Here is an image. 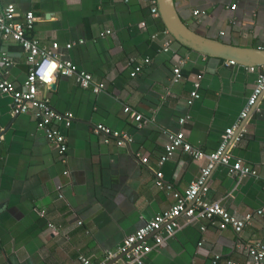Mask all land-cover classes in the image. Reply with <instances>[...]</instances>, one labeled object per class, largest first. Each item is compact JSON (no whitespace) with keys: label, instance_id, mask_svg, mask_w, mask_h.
Instances as JSON below:
<instances>
[{"label":"crops","instance_id":"obj_1","mask_svg":"<svg viewBox=\"0 0 264 264\" xmlns=\"http://www.w3.org/2000/svg\"><path fill=\"white\" fill-rule=\"evenodd\" d=\"M7 2L16 6L20 22L34 14L32 38L46 46L59 43L63 58L106 89L94 94L60 75L54 89H40V98L74 117L71 127L61 126L68 140L65 159L38 128L34 111L13 116L11 96L0 92V264H81V256L100 262L172 208L174 194H184L207 165L183 149L161 165L169 134L186 131L194 150L216 152L264 68L229 65L182 46L166 33L159 11L153 14L158 0ZM175 2L184 22L203 35L264 48V0ZM168 40L173 43L165 51ZM6 47L13 60L6 78L22 89L29 71L26 54L12 42ZM179 61L184 79L175 84ZM137 66L142 70L132 77ZM198 75L200 98L189 104ZM133 113L143 119L137 122ZM99 125L127 133L133 142L106 144L96 132ZM243 128L241 141H235L236 131L227 150L257 176L240 178L219 164L205 199L221 202L237 217L252 214V221L241 234L209 221L183 224L145 264H213L216 257L218 264L251 263L248 246L264 244V214H257L264 208V92Z\"/></svg>","mask_w":264,"mask_h":264},{"label":"built area","instance_id":"obj_2","mask_svg":"<svg viewBox=\"0 0 264 264\" xmlns=\"http://www.w3.org/2000/svg\"><path fill=\"white\" fill-rule=\"evenodd\" d=\"M152 12L158 15L156 6ZM195 14L199 15V13ZM35 22L36 18L32 12L26 15L24 22L18 21L16 6L8 3L7 0H0V92L11 96L13 116L17 117L34 111L38 128L45 131L49 143L57 150L60 157L65 159L68 152V140L61 126L71 127L74 117L72 114L57 112L52 107L49 98L39 97L40 89H51V85L59 75L75 79L82 89L91 90L94 94H100L106 88L103 83L96 82L92 74L79 70L72 61L63 58L59 54V43L46 46L39 40L32 38L30 33L35 27ZM107 33L110 34L111 32L108 31ZM166 33L169 34L167 31ZM172 40L165 43V51L171 48ZM7 42L19 46L26 54L29 71L22 89H19L6 78L9 69L13 65L11 53L6 47ZM66 47L72 49L73 44H68ZM228 64L235 65L234 62L230 61ZM183 65L184 62L179 61V64L173 70V83L175 84L184 79ZM141 70L142 67L137 66L132 73V77H135ZM201 79L202 76L198 75L189 104L200 98ZM263 92L264 69L259 73L256 86L240 118L232 128L226 131L220 148L212 154L194 150L186 140V131L182 130L175 134H169L161 165L172 158L178 150L183 149L186 154H190L196 160L207 161V165L201 169L198 179L189 185L184 194L179 192L174 194L176 203L172 208L158 214L134 234L128 236L116 250L108 251L104 260L94 262L81 256L79 258L81 264H145L151 253L163 247L168 240L173 238L183 228V224L209 221L217 224L220 230L231 229L236 234H241L252 221L253 215L247 214L244 217H237L231 214L221 202H209L205 197L209 192L208 179L214 168L219 164L228 167L231 173L237 174L240 178L257 176L255 170L244 165L242 161L235 160L227 148L236 131H240V134L235 141H241L245 133L244 121L251 109L256 106ZM125 112L130 113L131 109L126 108ZM133 116H135L137 122L143 119L141 115L135 113H133ZM185 122L186 119H183L180 124L184 125ZM96 132L105 136L106 144L114 141L118 146L125 147L133 142V138L127 133L113 132L102 125L96 127ZM141 161L146 164L148 159L142 157ZM157 177L159 179L158 186L163 187V174L158 173ZM257 214H264V208L257 211ZM49 227L52 230L54 229L52 224H49ZM202 230L204 231L205 228L203 227ZM247 251L251 258L250 264H264V244L248 246ZM218 261L219 257H216L213 264H218ZM227 263L240 264L231 260Z\"/></svg>","mask_w":264,"mask_h":264},{"label":"water","instance_id":"obj_3","mask_svg":"<svg viewBox=\"0 0 264 264\" xmlns=\"http://www.w3.org/2000/svg\"><path fill=\"white\" fill-rule=\"evenodd\" d=\"M158 11L167 32L182 46L204 56L234 62L244 67H264V48H246L203 35L184 22L175 0H158ZM55 86L56 81L51 89Z\"/></svg>","mask_w":264,"mask_h":264}]
</instances>
